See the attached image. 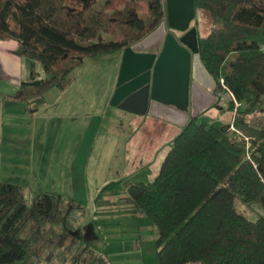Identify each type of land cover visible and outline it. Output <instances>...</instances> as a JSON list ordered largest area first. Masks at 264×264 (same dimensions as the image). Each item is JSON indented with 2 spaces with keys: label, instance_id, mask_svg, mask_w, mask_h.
<instances>
[{
  "label": "trees",
  "instance_id": "obj_1",
  "mask_svg": "<svg viewBox=\"0 0 264 264\" xmlns=\"http://www.w3.org/2000/svg\"><path fill=\"white\" fill-rule=\"evenodd\" d=\"M198 8L212 19L209 36H199L201 60L218 86L224 81L233 122L192 120L155 181L133 184L128 194L157 227L159 264H264V220L246 219L234 198L264 208V109H257L264 98V0H196ZM166 19V0H0V40L17 42V55L31 67V81L10 100L36 114L52 89L72 86V73L88 60L123 52ZM71 212L42 192L30 209L22 189L0 177V264L31 255L21 234L32 217L57 226ZM73 264L106 261L86 248Z\"/></svg>",
  "mask_w": 264,
  "mask_h": 264
},
{
  "label": "rangeland",
  "instance_id": "obj_2",
  "mask_svg": "<svg viewBox=\"0 0 264 264\" xmlns=\"http://www.w3.org/2000/svg\"><path fill=\"white\" fill-rule=\"evenodd\" d=\"M191 25L196 26L200 37L209 36L212 30L210 14L204 9H196ZM120 56L118 53L88 60L87 66L76 69L71 75L74 82H83L93 75L97 77L99 82L91 88L93 92L85 89L84 93L91 91L97 94L100 115L101 101L108 97L115 83L114 74ZM50 95L47 94V97ZM257 109H264V98ZM202 116L232 123L234 114L226 101L222 107L206 110ZM115 123L108 119L103 130L99 131L95 145H87L84 140L82 146L77 143L78 134L70 136L74 132L70 127L63 126L61 121L52 122L49 144L39 146L36 150V169H33L35 173L32 178L26 177L25 168L19 169V174L16 173L14 177L10 165L12 158L8 159L3 180L14 182L22 189L26 206L33 209L42 192L57 195L72 211L64 216V223L57 226L41 224L32 217L21 234L32 245V253L19 264H73L86 248L94 250L98 257L104 258L106 264H159L157 227L133 203L128 189L136 183L149 184L155 181L183 129L168 122L149 123L140 131L138 129L135 132L140 136L138 146L143 150L146 160L143 164L131 161L129 167L123 168L122 162L115 160V151H119L120 146H128V138L125 137L127 126H122L121 131L125 133L120 135L118 127L121 126H115ZM66 138H72L74 143H65ZM136 141L132 140L128 146L129 157L132 156L131 150L136 148ZM48 150L49 154L45 156L43 151L47 153ZM118 156L123 158V150ZM21 161L18 160L19 163ZM234 198L235 209L246 219L251 222L264 220L262 205L245 203L236 193Z\"/></svg>",
  "mask_w": 264,
  "mask_h": 264
},
{
  "label": "crops",
  "instance_id": "obj_3",
  "mask_svg": "<svg viewBox=\"0 0 264 264\" xmlns=\"http://www.w3.org/2000/svg\"><path fill=\"white\" fill-rule=\"evenodd\" d=\"M18 47L19 44L15 41L0 40V177L2 182H6L3 180V175H6L4 174V169L8 167L7 161L10 157L12 158L10 165H12L11 169L14 171L12 172L14 177L16 173L19 174V169L25 168L27 170L26 177L32 178L35 173L33 169H36V166H34L37 154L36 150L39 146L43 147L49 144L48 135L50 133V126L54 121H61L63 126L65 124L70 127L74 131L70 136L74 137L78 134L79 139L77 143L82 146L84 140L87 145H95L99 131L103 130L104 123L108 119H111V122L116 121L115 126H121L118 127L119 134L122 133L124 135L125 132L121 130L126 125L127 135L125 137L128 138L126 144L129 146L132 140H137L136 148L131 150L132 156L129 157L130 150L128 146L126 148L120 146L119 151H115V160L122 162L123 168L129 167L131 161L133 163H144L146 160L144 152L138 146L140 136L135 132L138 129L140 131L145 128L149 123L153 125L154 122V124L157 122L161 124L168 121L162 118H154L148 114L136 115L110 105L116 90L115 83L119 77L124 51L120 52L121 56L115 70L113 88L108 97L103 98L101 101V115L99 108L100 100L96 93H92L91 89L99 82L95 75L88 77L83 82H73L72 86L67 90L52 89L48 93V95H52H50L51 97H47L46 104L36 114L32 115L28 112L26 104L12 101L9 98L17 93L21 84L31 81L30 63L17 55ZM85 66L87 64L83 67ZM37 70L44 77L43 70L39 65L37 66ZM85 89H91L92 92L88 91L84 93ZM60 126L63 127L61 124ZM83 126H85L84 129ZM130 128L134 131L133 133ZM64 141L65 143L69 142L70 145L74 143L72 138H66ZM119 144L123 145L121 142ZM48 149L50 150V148ZM49 150L47 153L43 151V154L47 156ZM122 150L123 158L118 156V153ZM102 151H104V148ZM18 160H22L21 163ZM6 183L13 184L14 182L10 181Z\"/></svg>",
  "mask_w": 264,
  "mask_h": 264
},
{
  "label": "water",
  "instance_id": "obj_4",
  "mask_svg": "<svg viewBox=\"0 0 264 264\" xmlns=\"http://www.w3.org/2000/svg\"><path fill=\"white\" fill-rule=\"evenodd\" d=\"M196 0H166L167 19L123 52L111 105L136 115L165 119L184 129L206 110L226 102L200 56L191 27Z\"/></svg>",
  "mask_w": 264,
  "mask_h": 264
},
{
  "label": "built area",
  "instance_id": "obj_5",
  "mask_svg": "<svg viewBox=\"0 0 264 264\" xmlns=\"http://www.w3.org/2000/svg\"><path fill=\"white\" fill-rule=\"evenodd\" d=\"M225 93H226V87L224 85V81L221 80L220 81V86L217 85V95L222 98V97H224ZM230 95L233 97L232 93ZM238 106L239 105L236 103V107H238ZM231 130L232 131H236L233 125L231 127Z\"/></svg>",
  "mask_w": 264,
  "mask_h": 264
},
{
  "label": "flooded vegetation",
  "instance_id": "obj_6",
  "mask_svg": "<svg viewBox=\"0 0 264 264\" xmlns=\"http://www.w3.org/2000/svg\"><path fill=\"white\" fill-rule=\"evenodd\" d=\"M223 98V97H222Z\"/></svg>",
  "mask_w": 264,
  "mask_h": 264
}]
</instances>
